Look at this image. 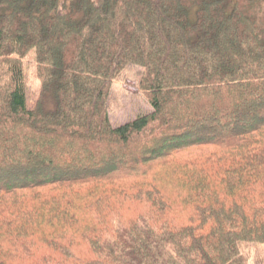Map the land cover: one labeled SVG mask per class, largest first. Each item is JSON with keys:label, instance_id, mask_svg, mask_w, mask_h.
<instances>
[{"label": "trees", "instance_id": "1", "mask_svg": "<svg viewBox=\"0 0 264 264\" xmlns=\"http://www.w3.org/2000/svg\"><path fill=\"white\" fill-rule=\"evenodd\" d=\"M129 64L151 112L112 127ZM245 244L264 245V0H0V264H245Z\"/></svg>", "mask_w": 264, "mask_h": 264}, {"label": "rangeland", "instance_id": "2", "mask_svg": "<svg viewBox=\"0 0 264 264\" xmlns=\"http://www.w3.org/2000/svg\"><path fill=\"white\" fill-rule=\"evenodd\" d=\"M24 85L26 106L34 108L41 92V84L37 78L35 51L31 50L23 59ZM142 75V68L129 64L111 82L107 100L108 117L112 127H118L136 119L138 116L151 112V106L146 97L138 90V82ZM45 111L55 109L53 98L46 95L42 100ZM195 152V151H193ZM245 264H264V245L245 244L240 247Z\"/></svg>", "mask_w": 264, "mask_h": 264}]
</instances>
